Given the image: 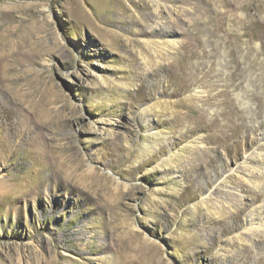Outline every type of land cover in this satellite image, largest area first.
I'll return each instance as SVG.
<instances>
[{"label": "rangeland", "instance_id": "374dc122", "mask_svg": "<svg viewBox=\"0 0 264 264\" xmlns=\"http://www.w3.org/2000/svg\"><path fill=\"white\" fill-rule=\"evenodd\" d=\"M0 264H264V0H0Z\"/></svg>", "mask_w": 264, "mask_h": 264}, {"label": "bare ground", "instance_id": "6f19581e", "mask_svg": "<svg viewBox=\"0 0 264 264\" xmlns=\"http://www.w3.org/2000/svg\"><path fill=\"white\" fill-rule=\"evenodd\" d=\"M69 162H70V161H69ZM70 163H71V162H70ZM80 168H81V167L78 165V166H77V169L79 170ZM116 190H117V189H116ZM118 190H120V189H118Z\"/></svg>", "mask_w": 264, "mask_h": 264}]
</instances>
